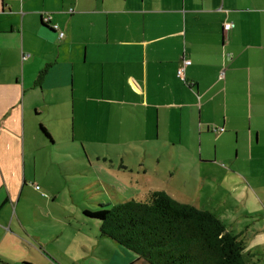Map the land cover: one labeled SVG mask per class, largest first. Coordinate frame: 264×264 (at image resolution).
Wrapping results in <instances>:
<instances>
[{"label": "crops", "instance_id": "crops-1", "mask_svg": "<svg viewBox=\"0 0 264 264\" xmlns=\"http://www.w3.org/2000/svg\"><path fill=\"white\" fill-rule=\"evenodd\" d=\"M46 118L74 141L143 142L170 159L196 143L197 178L263 221L257 245L242 241L264 251V0H0V264H50L20 254L18 209L27 156L35 167L56 143Z\"/></svg>", "mask_w": 264, "mask_h": 264}, {"label": "rangeland", "instance_id": "rangeland-1", "mask_svg": "<svg viewBox=\"0 0 264 264\" xmlns=\"http://www.w3.org/2000/svg\"><path fill=\"white\" fill-rule=\"evenodd\" d=\"M46 121L54 129L56 143L35 151V167L33 157L27 156V178L20 177L21 255L28 256L34 249L50 264H148L144 259L135 262L133 251L103 235L101 221L85 210L110 209L129 198L143 199L151 190H164L180 202L212 211L240 240L258 244L263 221L242 215L241 205L211 177L205 181L197 178L201 172L193 167L197 164H191L196 143L190 142L191 152L186 146V155L176 152L170 159L162 149L147 152L139 146L143 142L102 141V137L98 141H74L69 126L52 118ZM213 136L204 140L202 159L213 155ZM144 167L146 174L140 172ZM203 168L206 173L208 166ZM130 177H135V183L129 184ZM35 234H42V243L49 242L47 255L28 242L37 239L32 236ZM244 259L245 264H264V251L258 254L256 248L251 250L245 244Z\"/></svg>", "mask_w": 264, "mask_h": 264}, {"label": "trees", "instance_id": "trees-1", "mask_svg": "<svg viewBox=\"0 0 264 264\" xmlns=\"http://www.w3.org/2000/svg\"><path fill=\"white\" fill-rule=\"evenodd\" d=\"M85 213L148 264H245L244 242L216 214L164 190Z\"/></svg>", "mask_w": 264, "mask_h": 264}, {"label": "built area", "instance_id": "built-area-1", "mask_svg": "<svg viewBox=\"0 0 264 264\" xmlns=\"http://www.w3.org/2000/svg\"><path fill=\"white\" fill-rule=\"evenodd\" d=\"M50 20H51V17H50V15H48V14H45L44 15V22H46V23H49L50 22ZM230 24H225V28L226 29H229L230 28ZM52 27H54L55 29H58L59 28V26L57 25V24H53V26ZM59 35H60V37H63L64 36V32L63 31H60V33H59ZM28 56L27 55H23V58L25 59V58H27ZM191 63V61L190 60H185L184 61V64L185 65H188V64H190ZM183 72H184V67H181L179 70H178V74L180 75V76H183Z\"/></svg>", "mask_w": 264, "mask_h": 264}]
</instances>
